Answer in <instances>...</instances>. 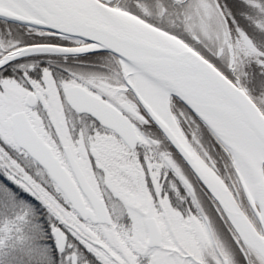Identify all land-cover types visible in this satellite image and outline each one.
I'll return each instance as SVG.
<instances>
[{
  "label": "snow or ice",
  "instance_id": "obj_1",
  "mask_svg": "<svg viewBox=\"0 0 264 264\" xmlns=\"http://www.w3.org/2000/svg\"><path fill=\"white\" fill-rule=\"evenodd\" d=\"M0 264H264V0H0Z\"/></svg>",
  "mask_w": 264,
  "mask_h": 264
}]
</instances>
